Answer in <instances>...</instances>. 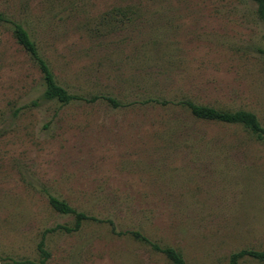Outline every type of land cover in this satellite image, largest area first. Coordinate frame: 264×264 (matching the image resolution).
Listing matches in <instances>:
<instances>
[{
    "label": "rangeland",
    "instance_id": "1",
    "mask_svg": "<svg viewBox=\"0 0 264 264\" xmlns=\"http://www.w3.org/2000/svg\"><path fill=\"white\" fill-rule=\"evenodd\" d=\"M12 23L80 99L43 97ZM185 101L264 129L257 0H0V264L38 262L44 231L74 225L50 196L97 221L46 234V264H171L134 231L185 264L264 250V138Z\"/></svg>",
    "mask_w": 264,
    "mask_h": 264
},
{
    "label": "trees",
    "instance_id": "2",
    "mask_svg": "<svg viewBox=\"0 0 264 264\" xmlns=\"http://www.w3.org/2000/svg\"><path fill=\"white\" fill-rule=\"evenodd\" d=\"M257 1L260 3L262 14L264 16V0H257ZM12 32L17 42L37 63L42 73L45 82V90L43 93V97L45 99L47 100L55 99L63 104H67L74 99H80L78 96H74L70 94L66 89H64L63 87L57 84L54 75L49 68V65L40 55L36 43L31 38L29 32L22 25L18 23H12ZM94 99L95 98H93V100ZM109 100L112 103H115L113 99L109 98ZM182 104L186 105L189 108L191 114L199 120L221 122L226 124H240L244 126L247 130H249L257 138L259 139L264 138V129L260 126L256 116L250 112L243 110H238L234 112L220 111L215 108L196 105L190 101H185ZM48 201L50 206L55 211L64 215L73 214L75 216L74 225L72 227L59 225L44 231L42 238L38 244V253H39L38 262L19 261V262H13V264H46V262L50 257L49 252L45 248L46 234L58 230L64 231L66 233L76 232L81 228L84 222L97 221L92 216L75 211L74 208H72L67 202L60 200L54 196H50ZM127 233L130 234L137 241L148 244L153 250L164 254L171 264H185L182 255L174 248L159 246L158 244L151 242L147 237L136 231L127 232ZM247 257L264 261V250L262 251L240 250L238 252L233 253L230 256L227 264H239L240 260Z\"/></svg>",
    "mask_w": 264,
    "mask_h": 264
}]
</instances>
